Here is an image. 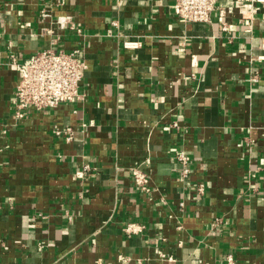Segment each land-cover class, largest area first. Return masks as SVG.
<instances>
[{
    "label": "crops",
    "instance_id": "0c3cea01",
    "mask_svg": "<svg viewBox=\"0 0 264 264\" xmlns=\"http://www.w3.org/2000/svg\"><path fill=\"white\" fill-rule=\"evenodd\" d=\"M174 1L0 0V264H264V4L184 23ZM43 10L73 16L87 70L16 121L9 55L48 47Z\"/></svg>",
    "mask_w": 264,
    "mask_h": 264
},
{
    "label": "built area",
    "instance_id": "2783aa9c",
    "mask_svg": "<svg viewBox=\"0 0 264 264\" xmlns=\"http://www.w3.org/2000/svg\"><path fill=\"white\" fill-rule=\"evenodd\" d=\"M218 0H175L173 9L176 16L184 23H206L216 9ZM264 4V0H235L232 6L237 9L241 18L247 17V13L254 11L256 5ZM222 16L223 11L220 12ZM43 17L51 19L50 26L45 28V34L50 37L48 47L30 55L25 59H18L13 53L9 55V64L14 67L18 77V83L12 97V109L16 121L25 118L30 111L51 110L60 104L71 103L80 98L79 87L87 70L84 59V48L79 39L77 46L66 50L62 45L65 31H73L82 38V29L76 25L70 14L54 16L51 10H43ZM250 30H247L249 32ZM124 48H137L138 42L126 41ZM253 78L252 81H256ZM177 127V123L172 124ZM53 132L56 136H64L66 141L72 140L70 127H55ZM183 173H186L188 157L184 152L176 154ZM87 168V166H85ZM134 185L142 192L150 190V176L139 166L130 169ZM200 190V189H199ZM139 228L136 224H128L125 231L135 233ZM156 254L162 259H169L160 250ZM125 261V259H121ZM231 263V259H228ZM95 264H107L96 262Z\"/></svg>",
    "mask_w": 264,
    "mask_h": 264
}]
</instances>
